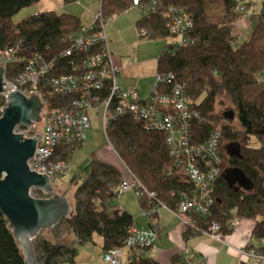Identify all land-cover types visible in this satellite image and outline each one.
I'll list each match as a JSON object with an SVG mask.
<instances>
[{
    "label": "trees",
    "instance_id": "1",
    "mask_svg": "<svg viewBox=\"0 0 264 264\" xmlns=\"http://www.w3.org/2000/svg\"><path fill=\"white\" fill-rule=\"evenodd\" d=\"M38 1L0 0V50L15 39H22L28 53L36 52L46 60L55 61L49 74L53 77L63 73V68L66 71L69 60L60 55L83 24L77 15L63 10H40L14 20L16 13ZM72 1L75 0H63L64 3ZM141 1L145 9L151 4V0ZM207 1L156 0L154 11L146 10L136 22L137 31L140 38L169 39L163 19L167 8L176 6L190 15L189 41L176 46L167 42L159 54L157 72L173 73L185 94L194 100V107L204 118L194 119L192 130L196 134L203 138L214 129L221 133V174L214 189L211 215L207 218L221 223L220 232L233 229L230 223L233 217L254 220L251 238L264 240V84L258 82L259 73L264 71V0H261V9L258 12L254 9L250 15L252 33L238 45L234 26L241 14L235 8L243 5L245 10L251 9L255 0H214L223 11L217 16L208 14ZM101 2L99 9L105 16L122 13L133 4V0ZM43 80L37 90L41 97L44 96ZM2 105L4 101H0ZM108 138L119 159L147 190L157 193L159 202L175 207L182 190L191 188L183 174L171 169L173 158L168 155L163 132L145 129L123 114L111 122ZM228 148L235 154L230 155ZM233 178L237 180L233 182ZM123 179V172L116 166L91 159L80 184L72 178L78 184L77 208L64 219L80 243L92 241L97 234L104 252L117 246L123 247V254L127 250L121 264H161L144 253L145 247L125 245L130 226H136L135 218L116 203L111 204L117 197L113 188ZM138 204L141 209L148 207L145 201ZM192 220L204 227L200 215L192 216ZM186 232L193 234L189 228ZM251 248L264 256V242ZM36 251L38 264H60L58 258L66 254L65 261L73 264L76 254L74 245L68 247L49 239L41 240ZM24 260L21 246L0 211V264H24ZM170 260V264H200L184 260L179 254Z\"/></svg>",
    "mask_w": 264,
    "mask_h": 264
},
{
    "label": "built area",
    "instance_id": "2",
    "mask_svg": "<svg viewBox=\"0 0 264 264\" xmlns=\"http://www.w3.org/2000/svg\"><path fill=\"white\" fill-rule=\"evenodd\" d=\"M141 3V0H133L134 5ZM155 3L156 0H151L147 11H154ZM236 7L237 10L242 9L239 5ZM114 16L115 13L105 16L101 9L97 10L92 22L81 26L71 44L61 53V58L67 57L69 60L66 71L63 68V73L53 77H49V74L55 66V61L46 60L36 52L28 53L22 39H15L6 48L1 49L0 65L4 68V84L0 101H4V105L0 106V115L9 92L20 91L27 97L31 94L38 95L37 90L44 79V96L39 95L43 107H46L43 114V131L27 164L31 171L45 174L53 189L71 166L73 147L83 143L85 133L91 126L89 111L100 112L103 131L110 147L108 129L111 122L123 114H128L131 120L138 122L145 129L163 132L166 135L168 155L173 158L171 169L183 174L191 188L189 191L182 190L175 207L170 208L156 199L150 203L154 192L147 190L122 162L128 178L119 181L113 192L122 195L131 190L135 193L137 203L142 204L145 201L148 206L142 208L148 228L130 226L125 241L126 247H145V254L155 250L153 241L160 227L158 221L161 209L173 214L190 231L210 235L219 240L221 223L207 217L211 215L214 189L221 174V133L214 129L207 137L202 138L192 130L195 127L194 119L204 118L194 107V100L186 95L182 85L175 81L173 73L156 72L151 92L144 99L140 97L134 85L129 88L119 86L116 81L119 69L114 64L104 32L105 20ZM163 19L170 36L168 44L176 46L189 41L187 31L192 26V21L187 12L179 7L169 6L163 14ZM20 51L23 53L20 54ZM13 130L23 137H33L36 134L30 128L20 125ZM32 196L46 195L35 193ZM194 215L203 217L204 227L196 225L192 220ZM238 221L236 217L231 218V226L236 227ZM123 251L121 246L106 249L100 263L121 264ZM238 254L240 264H249L255 257L264 259V256L251 247L239 248ZM200 264H206L205 260Z\"/></svg>",
    "mask_w": 264,
    "mask_h": 264
},
{
    "label": "crops",
    "instance_id": "3",
    "mask_svg": "<svg viewBox=\"0 0 264 264\" xmlns=\"http://www.w3.org/2000/svg\"><path fill=\"white\" fill-rule=\"evenodd\" d=\"M97 0H89L95 3ZM100 8L101 0H98ZM60 1H56V5L50 0H41L32 6V13H38L40 10L50 11L60 8ZM71 10L67 11L70 14L77 15L80 20L83 19L84 14L76 11L73 6ZM97 10V9H96ZM95 10V11H96ZM95 13V12H94ZM92 12V15L94 14ZM147 11L144 9V3L140 5L132 4L128 10L115 14L114 17H109L104 23V32L107 37L108 46L112 52V58L115 61L116 67L119 69V77L117 78L118 84L122 88L136 87L139 91L140 97L144 99L151 92V87L154 83V77L157 72V60L159 52L150 54V58L145 56L140 62H135V51L137 43H142L137 37L136 22L143 17ZM94 17H92L93 20ZM236 39L243 38L241 30L234 27ZM236 40V41H237ZM152 60V65L155 66V73L144 68L146 62ZM154 66L151 67L154 70ZM146 74L148 78L142 80L141 77ZM153 79V80H152ZM152 81V82H151ZM167 211L160 212L158 225L159 230L155 235L154 246L155 250L149 254L158 260L161 264H168L170 258L174 254H179L182 259H186L193 263H199L205 260L206 264H240L238 257V249L242 247H251L253 244L262 245L260 240L255 241L251 238V229L254 225V220L240 219L236 227H232L229 232H219L220 239L216 240L210 235L199 232L189 234L186 232V225H183L173 214ZM174 218L177 220L175 222ZM146 224L148 222L146 220ZM147 225L142 228H148ZM122 261V260H121ZM249 264H264V259L253 258Z\"/></svg>",
    "mask_w": 264,
    "mask_h": 264
},
{
    "label": "rangeland",
    "instance_id": "4",
    "mask_svg": "<svg viewBox=\"0 0 264 264\" xmlns=\"http://www.w3.org/2000/svg\"><path fill=\"white\" fill-rule=\"evenodd\" d=\"M41 1V0H40ZM53 1L56 5V1H60V3H64L63 0H50ZM39 2V1H38ZM37 4V3H36ZM35 5V4H34ZM33 5V6H34ZM70 6H73L76 11L79 13L82 12L84 14L83 19H81V23L84 24H90L92 22V12H96L99 10V2L98 0L95 3L89 2V0H75L71 3H64L61 4L60 8H57V12H61V10H71L69 8ZM219 3H217L214 0H208L207 1V11L208 14L210 13L211 16L219 15L220 13H223L221 10L222 8H219ZM261 0H255L253 6L251 9H246L242 5L241 10H237V7L235 10L239 12L241 15L240 19H238V22L234 27H237L239 30H241L243 38L239 37L237 40V45L241 44L246 40L250 34L252 33L253 28V21L250 18V15L252 14L253 10L255 9V12H258L261 9ZM97 9V10H96ZM145 9V8H144ZM96 10V11H95ZM147 9H145L146 11ZM32 6H27V8L22 9L16 15H14V20H20L27 16V14H31ZM67 12V11H65ZM95 14V13H94ZM108 19V18H107ZM105 20V22L107 21ZM137 37H139V34H137ZM140 41L142 43H137V49L135 51V62H140L143 57L145 59V56H149L151 53L154 54V52H157V54L164 50L166 43L169 41L167 38L165 39H147L145 37L140 38ZM115 62V61H114ZM152 60H149L146 62V65L144 68H147V70L150 69V71H153L155 73V66L152 65ZM116 65V64H115ZM154 66V70L151 69V67ZM258 82L261 84H264V71L259 73ZM148 76L146 74H143L141 77L142 80H146ZM153 80V79H152ZM152 82V81H151ZM46 107L44 106L41 110V120L36 121L32 124L30 127L31 131H34L35 133H42L43 131V114ZM89 115L91 116V126L89 130L85 133L84 141L83 143L78 146V148L74 149L73 153L70 156V162L71 166L70 169L66 174H64L60 180H58V184L56 187H54V190L52 194L58 195L61 194L66 197L67 202L69 204V207L71 209L70 212H73L76 210V196L75 191L78 187V184H80L81 180L84 177L85 172L87 171V167L90 164V160L93 158L103 160L111 165L116 166L123 172L124 179L128 178L126 171H124V166L122 161L119 159L117 153L114 149H112L109 144L107 143V138H105V133L103 131V127H101V115L96 114L94 111H89ZM75 178V181H77L78 184L72 181V178ZM32 193H39L38 188H35L32 190ZM118 204L121 208L125 209L130 215L134 216L136 226L142 228L143 226L147 225L146 220L142 209L140 208L139 204H137L135 193L133 191L128 190L122 195L113 198L111 201V204ZM162 211H167L165 209H162ZM168 212V211H167ZM169 213V212H168ZM170 214V213H169ZM168 214V215H169ZM172 215V214H171ZM175 222L177 220L174 218ZM39 232L37 235L32 238V242L34 243V249L35 254L37 255V245L39 242L43 239H49L52 242L56 243H63L68 247L75 246L76 254L73 257V264H101V258L104 253L102 250V240L101 238L95 234L92 238V241L83 242L80 243V241L77 240L76 236L73 233V230H71V227L69 226V223L67 219L62 218L58 224L48 227L45 229H39ZM127 250H125L123 256L121 257V260L123 261L126 258ZM68 257V254L61 256L58 258V261L60 264H68L67 261H65ZM171 261H169L168 264H170ZM59 264V263H58Z\"/></svg>",
    "mask_w": 264,
    "mask_h": 264
},
{
    "label": "water",
    "instance_id": "5",
    "mask_svg": "<svg viewBox=\"0 0 264 264\" xmlns=\"http://www.w3.org/2000/svg\"><path fill=\"white\" fill-rule=\"evenodd\" d=\"M3 72L4 68L0 65V92L4 84ZM6 97V105L0 115V211L21 246L24 264H38L32 238L39 229L58 224L70 214L71 209L66 197L61 194L47 197L29 194L30 189L35 187L44 194L54 190L45 174L31 171L27 164L40 134L23 137L13 130L18 125L30 128L42 119L40 96L31 94L27 97L15 90ZM235 180L233 178V182Z\"/></svg>",
    "mask_w": 264,
    "mask_h": 264
},
{
    "label": "bare ground",
    "instance_id": "6",
    "mask_svg": "<svg viewBox=\"0 0 264 264\" xmlns=\"http://www.w3.org/2000/svg\"><path fill=\"white\" fill-rule=\"evenodd\" d=\"M18 92H19V91H18ZM95 113L98 114V115H100V112H99V111H98V112H95ZM101 127H102V122H101ZM155 132H156V131H155ZM84 140H85V139H84ZM228 153H229V154L231 153V154L233 155L232 152H229V151H228ZM69 169H70V168H69ZM35 188H37V187H35ZM35 188L30 189L29 194H30L31 196H32V194H33V193L31 194V192H32V190L35 189ZM38 191H40V190L38 189ZM153 192H154V191H153ZM39 194H40V193H39ZM154 194H155V195H154V198L151 199L150 203L153 202L154 199L157 198V193L154 192ZM42 195H46L45 197H47V196H50V195H53V194H52V193H46V194L42 193ZM118 196H120V195L117 194V197H118ZM33 197H34V196H33ZM135 197H136V196H135ZM136 201H137V199H136ZM137 204H138V203H137ZM117 205H118V204H117ZM118 207H120V206L118 205ZM120 208H121V207H120ZM122 209H123V208H122Z\"/></svg>",
    "mask_w": 264,
    "mask_h": 264
},
{
    "label": "flooded vegetation",
    "instance_id": "7",
    "mask_svg": "<svg viewBox=\"0 0 264 264\" xmlns=\"http://www.w3.org/2000/svg\"><path fill=\"white\" fill-rule=\"evenodd\" d=\"M21 126H22V125H21ZM39 134H40V133H39ZM228 151H229V152H232L233 154H235L231 148H228Z\"/></svg>",
    "mask_w": 264,
    "mask_h": 264
}]
</instances>
